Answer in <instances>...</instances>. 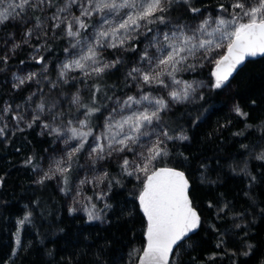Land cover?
I'll return each mask as SVG.
<instances>
[{"label": "snow or ice", "instance_id": "snow-or-ice-1", "mask_svg": "<svg viewBox=\"0 0 264 264\" xmlns=\"http://www.w3.org/2000/svg\"><path fill=\"white\" fill-rule=\"evenodd\" d=\"M4 3L0 0V27L7 28L9 22L16 21L22 26V36L17 39L15 33H6L0 64L6 69L18 50L29 46L33 52L30 59L41 66V71L15 77L13 87L17 90L32 82L37 87L23 104L5 102L0 109V138L40 127L41 135L62 143L63 154L52 158L47 170L34 164L32 157L25 161L37 173L35 183L43 185L55 179L62 183V191L72 190L74 167H84L79 164L81 156H86L92 166L89 171L100 161L115 160L120 175L135 181L128 194L143 214V246L128 253L125 264H132L133 256L137 264H170L173 256L179 264L180 250L192 247L193 235L204 230V224L190 176L182 167L168 164L173 155L169 145L192 137L183 126L177 135V128L165 116L175 105L203 101L205 88L228 93L248 58L264 56V0H217L213 10L204 6V0H8L3 7ZM176 11L182 15L174 21L171 14ZM184 13L191 23L183 19ZM53 39L68 41L64 60L54 66L55 79L49 74L50 60L45 54L53 51L48 47ZM206 65L210 67L207 84L179 78ZM122 68L127 91L118 95V85H109L106 78ZM77 70L81 84L91 83L75 92L65 90V85L77 79L70 75ZM85 90L87 98L82 94ZM256 103L252 100L253 105ZM232 111L245 118L249 115L235 100ZM206 115L207 109L202 108L184 113L190 129L204 123ZM252 127L246 124V129ZM256 127L264 140V121ZM97 128L101 129L99 134ZM179 155L184 161L188 159L183 152ZM256 158L264 161V150ZM244 171L251 188L257 177L247 172V165ZM92 179L109 192L113 184L124 187L107 170ZM88 182L87 176L79 180L80 185ZM3 183L0 178V187ZM104 195L101 192L100 198ZM76 203L69 207L70 213L81 210ZM213 206L210 201L208 207ZM105 207L110 209L111 205L105 203ZM228 209L225 202L216 218H221V212L227 215ZM82 210L88 222L104 220L95 204ZM246 211L234 214V227L240 230L233 234L235 239L229 237L227 229L221 233L215 225L209 227L219 237L216 247L234 258V264H239L240 257L245 258L242 264H264V245L251 242L254 219L245 223ZM260 213L264 216V208ZM128 215L134 217L136 209ZM31 216L28 212L19 223L30 222ZM236 218L239 223H235ZM16 243L19 245L20 240ZM230 243L236 247L229 253ZM96 264H105L100 253Z\"/></svg>", "mask_w": 264, "mask_h": 264}, {"label": "trees", "instance_id": "trees-1", "mask_svg": "<svg viewBox=\"0 0 264 264\" xmlns=\"http://www.w3.org/2000/svg\"><path fill=\"white\" fill-rule=\"evenodd\" d=\"M204 6L213 10L217 7V0H204ZM181 15V11H176L171 14V18L175 21ZM183 19L192 22L187 13L183 14ZM6 33H15L19 39L22 36V26L11 21L7 28L0 27V48L4 47L2 39ZM32 43L39 47L35 40ZM67 44V39L49 41L48 47L53 51L45 54L49 55V74L52 79L56 76L54 66L65 58L63 49ZM32 54L31 47L23 46L9 61L6 69L0 64V69H3L0 70V109L5 102L23 104L25 98L35 91L37 85L34 82L21 91H14L11 83V77L18 69L41 71L30 60ZM106 55H110V52ZM123 72L122 68L120 72L106 78L109 85H118V95L127 91L124 88ZM72 75L77 79L65 85V90L75 92L77 88L86 89L91 83L89 80L81 84L80 76ZM209 75L210 67L206 65L194 72L184 73L183 77L208 82ZM71 84L75 87H71ZM40 86L47 88L44 84ZM82 94L85 98L89 95L87 90ZM204 95L203 101L176 105L165 116L177 128V135L179 126H183L186 134L192 137L189 141H177L169 145L173 155L168 158V164L182 167L190 176L196 189L195 205L202 213L204 224V230L193 235L190 242L192 247L185 246L180 250L179 264H234V258L226 255L223 248L216 247L219 237L209 226L215 225L221 233L227 229L229 237L235 239L233 234L240 230L234 227V214L247 210L245 223L254 219L250 225V237L254 238L251 242L264 245V216L260 213V209L264 208V161L256 158L264 150V140H261V133L256 127L264 121V56L245 63L242 71L232 81V88L228 93L206 89ZM233 100L249 114L247 118L237 116L232 111ZM252 100L257 103L253 105ZM193 108L207 109V115L198 128L190 129L184 113ZM225 124L227 127H224ZM246 124L253 127L246 129ZM237 132L243 134L234 135ZM242 145L249 147L245 149ZM180 152L188 157L186 161L179 155ZM58 156L59 150L54 137L41 135L40 127L16 131L15 136L9 134L7 138H0V178L4 181L0 187V264H96L97 253H100L105 264H125L128 253L141 248L144 243L143 214L138 210V202H133L128 194L135 181L129 182L130 178L120 175V168L115 160L101 161L94 166L93 171H89L92 167L90 165L85 171L89 182L83 189L87 194L90 192L93 204L104 220L88 222L79 213L69 212L67 198L54 179L43 185L35 183L37 173L31 165L25 164L32 157L34 164H40L47 170L51 159ZM82 160L83 156L79 160L80 165ZM245 165L247 172L257 177L251 188L249 176L244 171ZM104 170L114 179H120L124 187L113 184L109 192L103 185L105 196L100 200L93 192L95 182L92 178L99 176ZM80 172L81 167H74L70 187ZM210 201L214 205L212 208L208 207ZM225 202L229 204L227 215L221 212V218L217 219L216 212ZM105 203L111 205V208H106ZM134 208L136 215L130 217L128 213ZM28 212L32 213L30 222L26 221L21 225L19 221ZM239 222V218H236L235 223ZM18 233L20 244L17 248ZM235 247L230 243L229 253ZM244 259L240 257L239 264ZM132 264H137L135 256ZM170 264H176L175 256Z\"/></svg>", "mask_w": 264, "mask_h": 264}, {"label": "rangeland", "instance_id": "rangeland-1", "mask_svg": "<svg viewBox=\"0 0 264 264\" xmlns=\"http://www.w3.org/2000/svg\"><path fill=\"white\" fill-rule=\"evenodd\" d=\"M7 2H8V0L5 1L3 7H6ZM38 66L40 68L39 70H41V66L40 65H38ZM49 67H50V65H49ZM28 72H36V71L31 69V68H25L24 70L18 69L17 71H15L13 73V75L11 77V83L14 85L15 83H17V81L15 80L16 76L23 77V76L27 75ZM184 73H186V72H184ZM184 73H182L179 78H182L183 80H186L188 82H193V81L201 82V81H203V80H199V79H185L183 77ZM72 74H78L79 75L78 70L70 73V75H72ZM203 82H205V81H203ZM205 84H207V82H205ZM26 86H28V84L23 85L21 87V89H19V90L15 89L14 87L13 88H14V91H21V90H24ZM206 89L207 88H205V90ZM8 103H10V102H8ZM12 104L16 105V104H22V103H12ZM10 126H11V122H10ZM100 131H101V129L99 128L98 130H96V133L99 134ZM89 141L91 142V137L89 138ZM56 144L58 146L59 155H62L63 153L60 152V149H62L64 147L63 144L58 142V141H56ZM81 165H84V167H81V172H80L81 174L79 173L80 175L76 178V180L73 183V185H71V189H72L71 191H62L61 190V188L63 187L62 183H58L57 180H55V179L54 180H55L59 190L66 196L67 202H68V206L69 207L73 206V201H76L77 203L75 204V207H77L78 209H81V210H78L77 213H79L80 215H82L85 218H87V213L85 211H83L82 209H83V207H89L91 204H93V201H92V199H89V198H91V196L89 194L90 192L87 194L85 189H83L85 184L84 185H80L79 184V180L83 179L85 176H87V172H85V171L90 166L86 156H83V160H82ZM93 192H94L95 195H97V197L100 200L104 199V198L103 199L100 198V193L101 192H105L104 189H103V185L97 184V183H93ZM96 211H97L98 214H100L99 211L97 210V208H96ZM95 221L98 222L100 220H95ZM17 239H19V233L16 235V241H17ZM18 247H19V245H17V248Z\"/></svg>", "mask_w": 264, "mask_h": 264}, {"label": "water", "instance_id": "water-1", "mask_svg": "<svg viewBox=\"0 0 264 264\" xmlns=\"http://www.w3.org/2000/svg\"><path fill=\"white\" fill-rule=\"evenodd\" d=\"M259 57H261V56H257V57H249L248 60L255 59V58H259ZM248 60H247V61H248ZM247 61H246V62H247ZM174 252H175V249H174ZM171 259H172V257H170V262H171Z\"/></svg>", "mask_w": 264, "mask_h": 264}]
</instances>
